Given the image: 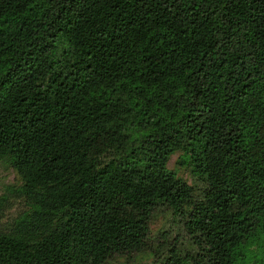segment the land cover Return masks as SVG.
<instances>
[{
    "label": "trees",
    "instance_id": "trees-1",
    "mask_svg": "<svg viewBox=\"0 0 264 264\" xmlns=\"http://www.w3.org/2000/svg\"><path fill=\"white\" fill-rule=\"evenodd\" d=\"M2 160L27 210L0 264H235L264 231V0H0Z\"/></svg>",
    "mask_w": 264,
    "mask_h": 264
},
{
    "label": "rangeland",
    "instance_id": "rangeland-1",
    "mask_svg": "<svg viewBox=\"0 0 264 264\" xmlns=\"http://www.w3.org/2000/svg\"><path fill=\"white\" fill-rule=\"evenodd\" d=\"M167 168L175 171L176 175L194 187L195 195L202 190L204 183L193 171L189 164L188 155L183 150H177L171 154L167 161ZM21 184V178L16 170L7 162L0 161V232L11 230L13 223L26 210L22 198L17 193ZM150 238L153 247L158 246V235L163 231H168L172 235L181 233L182 223L179 218L166 208L158 209L152 216L150 223ZM166 246H159V255L164 257L167 254ZM185 251H189V241L183 240L181 246ZM184 252L182 254L184 255ZM155 256L149 250L132 254L130 256H117L108 260L104 264H157ZM182 264H189L185 260ZM235 264H264V231L260 230L256 236L247 244L239 248Z\"/></svg>",
    "mask_w": 264,
    "mask_h": 264
}]
</instances>
